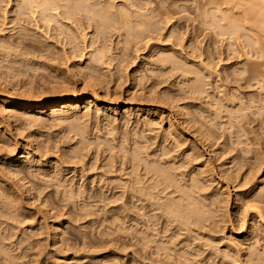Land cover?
<instances>
[{
    "label": "rangeland",
    "instance_id": "374dc122",
    "mask_svg": "<svg viewBox=\"0 0 264 264\" xmlns=\"http://www.w3.org/2000/svg\"><path fill=\"white\" fill-rule=\"evenodd\" d=\"M246 1H241L242 4H245L240 3L242 6L240 5L241 7L238 6V8L241 9L233 8V6H220V9H216V6L209 5L207 0H126L125 2L133 3L137 7L143 5L145 7L146 4L148 8L152 7L154 12L151 9L149 11L147 9L138 10V8L131 10L142 12L147 16L153 13L151 16L154 15V18H157L152 19V25L162 28V31L160 30L155 36L151 34L153 40L145 39L144 41H131L122 34L123 31L119 32L117 28L111 29V31L108 29L107 33L97 34L94 23H92L93 25L87 23L84 25L77 21L74 22L75 20H69L71 21L69 22L63 19L73 31L75 30L74 34L77 35L78 41L81 43L82 56L78 57V53L71 54L69 45L57 42L54 31V28L57 27L54 23H51L50 27L44 28L42 23L36 25L35 22L34 24L32 22L27 25L25 18L21 19V22L19 20V23L16 18L15 1L0 0V30H4L0 32V58L27 60L26 63L23 62V64H27L26 66L16 65L24 70L14 77L17 80L16 84L18 81H21L20 84L28 81L37 86L43 83L51 86L50 84L54 81L52 79L59 73L57 81L70 78L79 89L84 77L82 74L86 73L85 69L88 67L87 59L96 49L106 47L103 49L104 54L106 53L104 63L97 69L102 81V86L98 87L99 96L103 99L101 108L99 107L100 111L96 113L97 109L93 107L92 115L90 114L89 118L83 117L86 113L85 100L81 103V110L75 116L81 117L77 122L85 127V130H88L84 135L86 140H90V143H87L88 149H85L87 155L83 152L85 161L83 160L84 163L82 161L83 164L79 163L80 165L77 166L71 165L69 162L68 164L66 160V163L59 164L58 167L54 163L51 164L50 168H52L47 173L53 174L56 177L55 180L58 181H54L56 184L52 182V187L49 189L41 190V197L46 194L54 196V192H56L54 188L59 182L64 181L66 184H70L72 181L74 185L77 183V186L79 184L85 188L82 189L86 191L84 195L96 196L98 194L97 197L100 195L101 199L110 196L109 201L102 199V202L95 203V206L86 205L85 209L88 210H84V203L65 202L63 204V202L55 200L56 205L50 203L49 207L52 208L54 205L55 212H59L60 218L56 217L43 222L41 221L43 210L39 207L41 201L34 202L33 200L32 202L29 196L23 194V207L26 211L28 210L29 214H33L31 215L32 219L34 217L30 224L33 222V227H37L40 223H46L44 234L41 235L43 254L40 252V248L26 250L27 244H22L20 248L18 241L23 236L20 230L13 238L6 240L9 234L6 232L9 230L6 229V231L3 225L0 226V238L5 236V240L0 243L7 246H4V248H8L7 255L16 257L17 264H31L32 262L34 264H254L250 262V259L247 260L249 258L247 255L251 251L255 252L253 251L255 249L259 252L262 249L264 251V204H258L262 208L263 217H261L257 210L251 208L253 203L247 201L255 196L257 190H264V48H262L264 40L260 39L259 35L261 34L257 33L253 22L247 21L251 20V17L248 15L250 12L246 13L247 7L245 6L250 4H246L248 3ZM116 2L120 3L124 0H116ZM245 8L246 10H244ZM219 10L220 14L217 13ZM227 10L230 12H227V16H225ZM211 15H213V19H211ZM221 15L224 19H221ZM225 17H229V19ZM208 20L211 22L209 23ZM215 20L217 21L214 23ZM3 21L5 22L3 23ZM20 24L26 25V31L21 30ZM169 30L175 32L171 38ZM230 30L231 32H229ZM24 35H26V42L36 46L35 50L19 45L18 39L24 40L22 37ZM96 42L98 43L96 44ZM191 49L195 54L191 52ZM170 50H173L175 56L179 57L175 58L178 62L174 61L177 63L176 66L172 65V60L164 64L163 61L156 58L159 51L170 52ZM191 54L192 56H190ZM51 58L55 61H49ZM48 61L52 62L51 68ZM45 62H48L47 65ZM81 68L85 69L81 70ZM55 70H57L56 73ZM78 70H81L82 74ZM191 72L194 74L201 72L198 74L202 75V78L204 77L203 80L200 78L201 76L200 79L199 75L197 76L199 80H203V83L201 82L202 90L198 93L193 92L188 86L193 82L192 80H196L197 73L194 75ZM20 92L16 91L17 94ZM165 97L171 98L170 103L165 101ZM121 102L127 103L128 109H131L134 114L132 118L134 120L128 124L121 122L124 120V107L119 109L116 116L107 114L105 117L103 115L106 110L105 105L110 104L115 109L119 107V104L123 105ZM183 110L185 111L183 112ZM46 112L47 115L39 116L42 121L39 124L32 125V128L23 127L24 134L25 136L34 134V140L38 139L34 143L50 141L49 145L58 146L59 148H55L49 157L54 159L56 156H60L63 159V154L70 152L69 150L74 148L76 142L81 141L82 138L77 136L71 139L74 132L71 130L70 122L67 123L65 118L64 121L63 118L62 120L56 116L50 117L51 110H46ZM160 116H162V120L159 119ZM114 117L118 120L116 123L113 122ZM110 121L113 122V126L107 127ZM149 121L154 122L155 127L147 126ZM170 123L175 125L177 131L170 129ZM113 128L116 129L111 133ZM70 131L71 134L68 135ZM95 136L102 140L105 138L104 143L100 140L101 146L95 144L98 141ZM19 140L22 141L21 137ZM107 141L114 146L113 150L108 149ZM135 142L136 146H140L142 149H139L140 153L143 152L142 159L147 156L143 163L147 162V159L151 163L152 160H155V162H161L164 167H172L170 170L174 168L172 174L174 176L175 173L176 179L182 184L188 182L193 172H197V177L204 183L203 189L198 190V193L194 189H189V191L191 190L189 193L199 204L206 206V218L209 217L207 220L209 226L206 225L207 228H205L206 226L205 229L202 228L204 231L200 232L201 230H195L194 227H191V231L193 230L195 233L186 230L180 231L176 223L168 221L160 212L151 211L150 208L145 207V203L144 206V204L131 200L123 199L121 201L122 199L117 198L121 197V190L113 189L114 192H112L107 185L104 186L103 181L100 182L102 171H107L109 168L111 171L112 168V171L115 172L123 168L121 161L124 164L127 162L124 155L129 152ZM33 148H35L34 145ZM121 148L124 149V152L120 150ZM125 151L128 152L125 153ZM106 155L112 159L109 161L111 164L110 167H104L102 170ZM121 158L126 161L124 162ZM54 160L56 162V159ZM143 163H141L140 169L144 167ZM176 165L179 168L182 167L179 169ZM72 167H75L78 172H73ZM124 167L126 168L127 165ZM94 168L96 169L94 170ZM81 170H85L84 175ZM119 170L113 175L118 176ZM201 171L207 173L204 174ZM80 173L83 178H80L82 176ZM61 190L62 188L58 189V191ZM115 197L117 199V201L114 200L115 202L110 199ZM212 199L217 204H212ZM57 203L61 204L57 205ZM247 204L250 206H246ZM89 207L91 208L89 209ZM54 224L63 226V230L66 231L65 235L63 234L64 237L71 239L68 244L60 243L59 239L62 236L55 234ZM145 226L152 228L150 227L149 231ZM119 229L121 230L119 231ZM139 230L145 232L146 235L149 233L147 236L150 237H148L150 244H148L149 246L146 244L148 248L146 245V248L143 247ZM164 231L165 233H163ZM196 231L198 232L196 233ZM159 245L166 250L170 248L167 250L170 252H162L164 249H161L159 255L154 253L156 254L154 257L152 253ZM226 253L231 254V257L227 258ZM33 258L35 259L32 260ZM257 263L255 262V264Z\"/></svg>",
    "mask_w": 264,
    "mask_h": 264
},
{
    "label": "bare ground",
    "instance_id": "6f19581e",
    "mask_svg": "<svg viewBox=\"0 0 264 264\" xmlns=\"http://www.w3.org/2000/svg\"><path fill=\"white\" fill-rule=\"evenodd\" d=\"M13 1H15V3H16L15 9L17 11V17L16 18L18 19V22H19V20L21 22V19L25 18L24 20H25V23H27V25H29L28 23H32V22H33V24L35 22L36 25L42 23L43 28L44 27H50L51 23H54L55 26L57 27V28H54V31L56 32L55 38H57V42H59L61 44L65 43V45H69L71 54L78 53L77 54L78 57L82 56L81 55L82 54L81 53L82 52L81 51L82 50L81 49V43H80V41H78L77 35L74 34L75 30L73 31V29H71L70 26L63 21V19L68 20V21L69 20H73V21L75 20L74 22L77 21L78 23H82L84 25H85V23H87V24L94 23L96 26V29H97L96 30L97 34L98 33L99 34L107 33L106 31H108V29H110L109 31H111V29L114 30L117 28V30L119 32L123 31L122 34L126 35V37H128L127 39H130L131 41H136V40L137 41L138 40L144 41L145 39L151 40L153 38V36H155V34L160 32V30L162 31L161 27L158 28V27H156V25L155 26L152 25V19L154 18V15H153V17L151 15L153 13L150 14V16H147V15L143 14L142 12L141 13H139L138 11L133 12V10H131L133 8L134 9L138 8V10L147 9L148 11H149V9H151V11L154 12L153 8L152 7L148 8L146 3H145L146 4L145 7H144V5L137 7V6H135V4L133 5V3L130 4L129 2L128 3L125 2L126 0H124V2H120V3L116 2V0H13ZM128 1H130V0H128ZM207 1H209V5H213V7L216 6V9H220V6H222V7L223 6H233V8L236 7L237 9H241V8H238V6L241 7L242 5H245V4H242V2H241L242 0H207ZM245 1L246 0H244V2ZM247 1H248V3H246V4H249V3L250 4L248 6H245V7H247V10H246V8L244 10H246V13L248 11V13L250 12L252 15L251 16L250 13L248 14L251 17V20L248 19L247 21L253 22V26L256 29L257 33L261 34V35H259V36H261V38L260 37L259 38L264 40V0H247ZM140 5H141V3H140ZM207 5H208V2L206 4V6ZM212 10L216 11L215 9H212ZM53 11H54V13H53ZM219 12H221V11L219 10L217 13H219ZM227 12H230V11L227 10L226 13L224 12L225 16H227L226 15ZM244 13H245V11H244ZM211 17L210 18L213 19V15H211ZM156 18H154V19H156ZM205 18H206V16H205ZM225 18L229 19V17H225ZM221 19H224L223 16ZM13 20H15V19H13ZM216 21L217 20H215L214 23ZM218 21H219V19H218ZM230 21H231V19H230ZM4 22L5 21H3V23ZM22 22H23V20H22ZM69 22H71V21H69ZM208 22H209V20H208ZM227 22H228V20H227ZM214 23H213V25H214ZM21 24H20L21 30L26 31V29H27L26 25H21ZM72 24H74V23H72ZM234 25H236V24L234 23ZM16 26H19V25H16ZM42 26H40V27H42ZM77 26H78V24H77ZM225 26L228 27V25H225ZM40 27H38V28H40ZM235 27H237V26H235ZM222 29H224V28H222ZM1 30H0V32L4 31V30L3 31H1ZM169 31H170L169 37L171 38L174 35L173 34L174 31L173 32L171 30H169ZM229 32H231V30ZM151 34H153V36H151ZM123 35H120V36H123ZM22 37L24 40H21V41H20V39H18L19 41L17 40L19 42L20 46L23 45L24 47H27V48L31 47L34 50L36 49L35 45H32V44L26 42V35H24ZM180 37H183V36H180ZM260 39H258V40H260ZM97 40H98V38H97ZM92 42H93V40H92ZM97 43L98 42H96V44ZM263 44H261V45H263ZM2 48H3V46H2ZM100 48H102V47H100ZM105 48H102V49L98 48L91 53L90 58L87 59V61L89 62L87 65L88 67L84 66V67H86V69L84 68L85 72H86V73L83 72L84 75L81 73L82 72L81 70H84L83 68H81L80 71L78 70V72L82 74V77L84 76L83 81H82V86L79 89L75 85V83L70 80V78H68V79L63 78L62 81H57L59 79V77H58L59 73L57 76H55L52 79L54 81H53V83L51 81V83L53 84V85L50 84L51 86L46 85L45 83L39 84V86H37V85H34L32 82H28V81H26V83L24 82L22 84L19 83L21 81H18L16 84L15 82L17 80L14 77L17 76L18 74H20L21 72H24V70H22L21 68H18L16 65L21 64V65L26 66L27 64L25 65V64H23V62H25V61L27 62V60H23V58H0V226L2 227L4 225L5 230L6 229L9 230V232H6L7 234L9 233L8 236L6 235L7 236L6 240L7 239L10 240L11 238H13L14 235L17 234V231H19V230L22 231V232L19 231L23 235L21 240L18 241L20 244V248H21L22 244H27L25 246L26 250H30V249L32 250V249L40 248V252H42L43 243H42L41 235L44 234L43 230H44V225L46 224V223L42 224L39 222L40 224H39V226H37L38 228L33 227V225H32L33 222L30 224L31 220H33L34 217L32 219L31 215H33V214H29L27 212L28 210L26 211V209L23 207V205H24V202L22 199L23 194L29 196L31 198V199L30 198L29 199L32 200V202H33V200H34V202L35 201H38V202L41 201L39 204V207L42 208V210H43V213H42L43 215L41 218L42 219L41 221H43V222L48 221V219L50 220V219L56 218V217L58 219V217H59L58 213L59 212L58 213L55 212L56 209L54 208V205L53 206L51 205L52 208L49 207L50 203H52V204L56 203V202L54 203L55 200H58L59 202H63V204H65V202H68V203L72 202L71 204L81 202L82 204L83 203L85 204L83 209L88 210V209H85L86 205L90 206L92 204V206H93L95 203L101 201L102 199L108 200L110 197V196L108 198L106 197V199H104V197H103L101 199V198H99V197H101L100 195H99V197H97L98 194L96 196H93L91 194L90 195L89 194L84 195V192H86V191H83L82 189H85V188H83L82 185L80 186L79 184L77 186V183L74 185L72 181L70 184H66L64 181L59 182V184L56 187L57 190H56V188H54L56 191V192H54V196L53 195L49 196L50 194L47 196V194H46L44 197L42 196L43 198L41 197V195H42L41 190L44 191L45 190L44 188L49 189L50 187H52V185H51L52 182L58 181V180H55L56 177L53 174H51V175H53V176H51L47 173L52 168V167L50 168L51 164L54 163L58 167L59 164L69 162L71 165L77 166V165H80L79 163H82V161L84 160V155L85 154L87 155V153H85L86 152L85 149L86 150L88 149L89 146L87 143H90L89 142L90 140L89 141H88V139L86 140L84 135H86L88 130H85L86 128L77 122L78 120L80 121L81 117L77 118L75 116L81 110V103L85 100H86V103H85L84 109H86V113L83 115V117L87 116L89 118L90 114L92 115L91 111H92L93 107H96V109H97L96 113H98L100 111L99 107L102 104L103 99L100 98V96H99V93H98L99 88L98 87L102 86L101 85L102 81L100 79V75H99L97 69L99 68L98 67L99 65L101 66L104 63V59H105L104 57H105L106 53L104 54L103 49H105ZM262 48H264V45ZM262 48H261V50H263ZM6 49H8V48L6 47ZM9 49H10V47H9ZM192 51L193 50L191 49V52ZM192 53H194V52H192ZM259 53L261 54V52H259ZM156 56H157L156 58L160 59L161 62L163 61L164 64L167 63L168 61H171V60L173 62L174 61L177 62L175 58H179L178 56H175V52H173V50H170V52L169 51H167V52H163V51L160 52L159 51ZM190 56H192V54ZM261 57L262 56L260 55V58ZM61 59H64V58H61ZM67 59H70V58H67ZM81 59L82 58L80 57V60ZM49 61L54 62L55 59L51 58V60H49ZM48 62H45V64ZM173 62H172V65H175L178 63V62L177 63H175V62L173 63ZM51 63L49 62V64H48L50 66V68H51V66H53ZM28 66H29V64H28ZM40 69H42V68H40ZM58 70H60V69L58 68ZM56 71L57 70H55V73H56ZM188 71H189V69H188ZM193 72H191V73L194 74ZM62 73H63V71H62ZM198 73L200 74L201 72H198ZM198 73L196 74V80L195 79L192 80L193 82L190 83L191 85L190 84L188 85L189 88H191V90L193 92H197V93L202 90L201 89L202 88L201 82L204 80V77L202 78V75H199ZM197 76H198V78L201 76L200 78H202L203 80L202 81L199 80L200 78L198 79ZM225 79H227V78H225ZM46 83L48 84V81ZM19 85H21L20 88H18ZM16 91L17 92L21 91L20 92L21 95L17 94ZM164 95H166V94H164ZM169 97L164 98L165 101L166 100L168 101V103H170L169 101L171 100V98H169ZM121 103H123V102H121ZM172 103H173V101H172ZM118 106H119L118 108L114 109L110 104L105 105L106 110H105V112H103V115L105 117L107 114L112 115V116L113 115L116 116L119 112V109L121 107H124L125 108L124 114H123L124 120H122L121 122L128 124V122H131V120H134V119H132L134 114H133V112H131V109H128L127 103H123V105L119 104ZM180 109L182 111V108H180ZM183 109H185V108H183ZM46 110L52 111L50 113V117L56 116L59 119L65 118L67 123L70 122L69 124L72 125L71 130L74 132V136L70 137L71 139H74L77 136H79V138L80 137L82 138L81 141L76 142L77 143V144H75L76 146L73 145V146H75L74 148H72L70 146L72 149L69 150L70 152L67 151L68 155L66 153H64L65 151L62 152V153H64L62 156V157H64L63 158L64 161H62L63 159H61L60 156H56V155H55L56 157L54 156L55 157L54 159H56V162H54L55 160L52 157H49L50 153H53L55 151V148L57 149L58 146L55 145L56 147H54V145L53 146L49 145L50 141L49 142L47 141V142H41V143H34V142H37L38 139H37V137H35L37 140H34V136H33L34 134L33 133H32L33 135L26 134V136L24 134L25 129L23 127H26V128L31 127L32 128V125L39 124L40 122H42L39 116L47 115ZM258 110H260V108H258ZM184 111L185 110H183V112ZM185 113H187V112H185ZM185 113H184V115H186ZM112 116H110V117H112ZM161 117L162 116H160L159 119H161ZM181 117H182V115H181ZM186 117H187V115H186ZM107 118L109 119V117H107ZM65 119H64V121H65ZM62 120H60V121H62ZM97 120H99V118ZM116 120L117 119L115 118L113 122L116 123ZM113 122H111V121L108 122L107 127L112 125ZM149 122H148L147 126H152L154 124V122H150V123ZM187 122H190V121H187ZM153 126L155 127V125H153ZM31 128H29V129H31ZM204 128H205V126H204ZM115 129L113 128V130H111L110 132L113 133V131ZM170 129L177 131V129L173 123H170ZM111 133H109V134L111 135ZM70 134H71V131L68 135H70ZM32 136H33V138H32ZM105 136H106V134H105ZM20 137L22 139L21 142L19 140ZM95 137H97V136H95ZM103 137H104V135H103ZM97 138H98V141L97 142L94 141V142L98 146H101V143L102 142L104 143L105 138H103V140H102V138L99 139L100 137H97ZM84 139L86 140V142ZM110 144L107 141L106 146L109 147L108 148L109 150H113L114 146H112ZM136 144L137 143L135 142V144L132 145L130 150L126 148L127 150H129V152L125 151V153L128 152L129 155H127L128 153L126 154L127 156L124 155V159H127V162H126L127 164L126 163L124 164L123 161H121L124 169L123 168L122 169L120 168L121 170L118 169L120 172L118 176L117 175L114 176L115 175L114 173L118 172V170L115 172L112 171V168H111V171L109 170L110 168L107 171L104 170V167L108 168V166L111 164V162H109V161H111L112 159L110 157H108V155H106L107 157H105V158L103 157L104 158V164L101 168L104 171H102V174L100 173L101 174L100 178H99L100 182L103 181L104 186L107 185L108 189L112 190V192H114L113 189L121 190V193H122L120 195L121 197H117L120 200L122 199L121 201H123V199H126V200H131L132 202H137V203L139 202L141 204L145 203L146 206H145V204H144V206L146 208H150L151 211L160 212L161 215H163L164 217H166L168 219V221L176 223V226L178 229H180V231L186 230L187 232L188 231L193 232V230L191 231V227H194L195 230H198V231L201 230L200 232L204 231V230H202V228L205 229L209 226L207 223V220L209 219V217L206 218L207 217V214L205 211L206 206L199 204V202H197L195 200V198H193V196H191L192 194L189 193L192 189L197 191V193H198V190L203 189L202 187H203L204 183H202L201 179H199L197 177V172L196 173L193 172L192 176L189 177L190 179L188 180V182L186 181L185 184H182L176 179L175 173H174L175 171L173 172L174 173V176H173L172 170L174 168L172 170H170L172 167H164L163 164L161 165V162L158 163V161L155 162V160L154 161L152 160V163H151V161L148 162L149 161L148 159H147V162H144V163H146L144 165L143 160L145 161L146 159H144V158H147V156L142 159L141 154L143 152L141 151L142 153H140V150H142V149L140 146H139L140 148L138 146H136ZM33 145L35 148H33ZM122 148L120 149L121 151L124 150V149L122 150ZM19 150H22V151L19 152ZM103 151H105V150H103ZM83 152L85 154H83ZM56 153H58V152H56ZM56 153H54V154H56ZM125 153H123V154H125ZM187 157H189V156H187ZM68 159H69V161H68ZM121 159L124 160L123 158H121ZM65 160H66V162H65ZM84 161H83V163H84ZM125 161L126 160H124V162ZM161 161H162V159H161ZM141 163H143L144 167L142 166L143 168L140 169ZM162 163H164V162H162ZM113 164H114V161H113ZM124 165L125 166L127 165V167L125 168ZM181 165H183V164H181ZM177 166L178 165H176V167ZM75 167L74 168L72 167L73 172L77 173L78 170ZM90 168H92V167H90ZM177 168H179V167H177ZM95 169L96 168H94V170ZM127 170H128V172H126ZM88 171H86V172H88ZM84 172H85V170H81L82 174ZM121 172H124V173L121 174ZM201 172H203V171H201ZM203 173L205 174L207 172L204 171ZM83 175L80 178H83ZM124 175L126 176V178ZM54 183L56 184V182H54ZM37 185H39V186H37ZM61 188H62V190L58 191V189L60 190ZM189 189H191V190L189 191ZM263 192H264V190L263 191L261 189L257 190L255 196H252L253 198H250L249 201H247L249 203H253V205L251 204V208L257 210V213L261 217H263L262 216L263 213L261 212L262 208L258 204H264V193ZM59 194L61 195L60 197H59ZM57 197L60 199H58ZM112 198H110V199L113 201L116 199V197L114 199H112ZM212 200H213L212 204L215 203L214 199H212ZM115 201H117V199ZM215 201L217 202L218 198ZM219 202H220V200H219ZM58 204H61V203H57V205ZM215 204H217V203H215ZM248 205L249 204H247L246 206H248ZM90 208L91 207H89V209ZM249 209H250V207H249ZM39 211L40 210L38 209V212ZM60 212H62V211H60ZM35 215H36V213H35ZM88 215H89V213H88ZM91 215H92V213H91ZM156 215H154V217ZM81 217H83V216H81ZM79 218H80V216H79ZM53 220H56V219H53ZM78 221H80V220H78ZM117 221H118V219H117ZM167 224H166V226H167ZM206 225H208V226H206ZM68 226H70V225H68ZM53 227H54L55 234L57 233V235L62 236L61 238L59 237L60 243L61 242L63 244L65 243V245L68 244V242L71 239H66L64 237V235H65L64 232H66V231L63 230V226L61 224H59V225L54 224ZM145 227H147V226H145ZM150 227H147V230L149 229V231H150L151 230ZM67 229H68V227H67ZM120 230L121 229H119V231ZM0 231H1V229H0ZM124 231H126V230H124ZM165 231L163 233H165ZM198 231H196V233ZM113 232H115V231H113ZM4 233H5V231H4ZM116 233H114V234H116ZM147 233H148V231H147ZM193 233H195V232H193ZM139 234H140V237H142L140 239L143 242V245H144L143 247H145L146 244L147 245L150 244L149 243L150 237L147 236L149 233L146 235L145 232L140 231ZM1 236H3V235L1 234ZM4 237L5 236L0 238V242L5 240ZM71 237H73V236H71ZM3 244L4 243H2V244L0 243V264H17V262H15V259H17V258L13 257V256L10 257V255H7L6 250L8 248L7 249L4 248V246H6V245H3ZM69 245H71V244H69ZM147 245H146V247H147ZM157 247L158 248H156V251L155 252L153 251V253H152L154 255V257L156 254L159 255L160 252L164 249V247L161 245H159ZM159 247H161V248H159ZM165 248H166V246H165ZM169 249L170 248H167V250H169ZM165 250L166 249H164L162 252L167 253L168 251L167 250L165 251ZM253 251H255V252L252 253V251H251V253H248L249 255H247V256H249V258L247 260L250 259L251 260L250 262L254 263V264H255V262L256 263L258 262L257 264H264V251H263V249L261 250V252H259V250H257V249H255ZM35 252H37V251H35ZM154 253H156V254H154ZM34 254H36V253H34ZM42 254H43V252H42ZM145 254H147V253H145ZM227 254L228 253H226L227 258L231 257V254L230 255L229 254L227 255ZM236 254H238V253H236ZM38 255H41V254L38 253ZM166 255L169 256L168 254H166ZM34 259L35 258H33L32 260H34ZM232 259H234V258L232 257ZM232 259H231V261H232ZM227 260H229V259H227Z\"/></svg>",
    "mask_w": 264,
    "mask_h": 264
}]
</instances>
